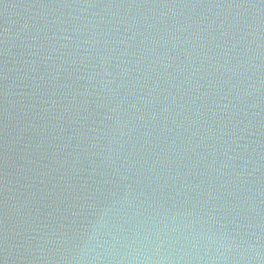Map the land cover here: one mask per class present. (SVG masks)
Returning <instances> with one entry per match:
<instances>
[{"label":"water","instance_id":"1","mask_svg":"<svg viewBox=\"0 0 264 264\" xmlns=\"http://www.w3.org/2000/svg\"><path fill=\"white\" fill-rule=\"evenodd\" d=\"M0 264H264V0H0Z\"/></svg>","mask_w":264,"mask_h":264}]
</instances>
